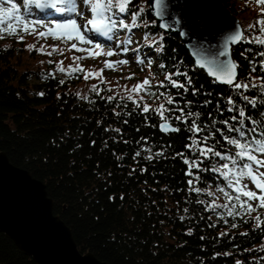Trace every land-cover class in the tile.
I'll list each match as a JSON object with an SVG mask.
<instances>
[{
    "label": "trees",
    "instance_id": "trees-1",
    "mask_svg": "<svg viewBox=\"0 0 264 264\" xmlns=\"http://www.w3.org/2000/svg\"><path fill=\"white\" fill-rule=\"evenodd\" d=\"M220 1L239 18L244 29L259 17L262 9L256 0ZM139 7L146 8L141 21L154 20L147 0H132L126 22L131 20V10ZM86 18H90V13ZM121 31L127 34V30ZM133 31L141 33L140 49L155 55L152 85L164 81L166 87L158 91L170 92L179 107H184L185 100L193 101L186 110L201 113V126L207 123L208 130L220 128L226 132V126L219 121L236 114L227 111L231 107L227 103L229 96L236 99L237 105L246 107V113L256 115L259 106L253 109L230 86L214 82L195 67L177 34L165 33L157 23ZM160 36L164 47L157 52L159 45H152V40L159 41ZM48 37L37 38L49 40L50 45L58 41ZM4 39L9 42L0 39V151L14 166L27 170L46 185L54 213L70 228L81 252H91L107 264H236L238 260L251 264L264 257V226L255 228L251 217H226V224L196 203L198 199L209 202L213 197L188 190L187 166L176 156L181 152L189 158L196 155L185 147L193 135L186 125L173 122L181 130L164 132L157 114H144L125 96L113 95L115 99L108 101L105 98L112 95L107 91L82 95L77 88L78 82L84 80L83 72L69 75L58 69V65L73 63L60 61L64 50L40 48L39 43L24 44L13 37ZM45 44L46 41L42 46ZM28 45L35 47L30 49ZM249 48L251 52L246 51ZM260 51H264V46L247 42L232 48V57L239 65V81L246 83L250 77L264 76L259 64L264 58L254 56ZM24 54L33 60L32 65L21 59ZM249 61L256 64L255 71ZM160 64L165 68L161 69ZM178 67L191 76L194 86L200 89L198 95L193 96L191 88L186 93L171 88L165 81V75ZM174 78L184 82L182 76ZM61 80L65 83L61 84ZM244 94L259 95V90ZM147 100L153 108L164 102L148 96ZM205 100L211 103L204 106ZM213 119L217 121L215 125L211 124ZM142 137L147 138L144 147L153 153L163 150L165 155L148 160L145 157L149 153L143 151L134 159L143 145ZM216 140L224 146L218 145V151L231 148L218 132L208 143ZM217 160L210 157L202 167L210 168ZM200 177L196 187L215 191L217 184L223 186L222 178L211 171L201 172ZM217 202H223L222 196ZM258 211L264 213V209ZM233 223L236 228L231 227ZM212 224L216 226L210 227ZM0 264L38 263L0 231Z\"/></svg>",
    "mask_w": 264,
    "mask_h": 264
},
{
    "label": "snow or ice",
    "instance_id": "snow-or-ice-1",
    "mask_svg": "<svg viewBox=\"0 0 264 264\" xmlns=\"http://www.w3.org/2000/svg\"><path fill=\"white\" fill-rule=\"evenodd\" d=\"M77 3L78 0H23V4L18 5L13 0H0V38L18 36V40L23 41L24 34H32L37 37L51 36L54 39H60L65 42L72 41L70 50L75 49L78 52L87 54L84 57H73L74 61L100 55L109 58L115 55L126 56L129 52H132L136 56L137 64L143 65L145 59H147V66L151 68L153 61L141 55L140 47H131L133 29L141 26L147 28L149 23H156L155 19L151 22L141 21L142 14L146 11L145 7L132 9L131 20L126 22L132 0H82L85 11L90 13V18H86L85 23L80 25L78 19L85 16V11H80ZM256 3L264 5V0H256ZM31 6L45 12L46 15L59 14L60 18L52 19L50 23H47L44 19L35 16ZM150 9L154 10L155 17L161 20V23H159L161 29H172L173 25L179 26L182 22L183 17L177 18L176 13H172V18L167 19L169 16V4L166 0H151ZM121 30H127V39L118 38ZM251 32L256 34L252 36L246 35V33ZM180 34L182 36L187 35L184 31H181ZM162 40L163 36H160L159 41L152 40V45H159L156 48L157 52L163 50ZM243 42L264 46V8L261 9L259 17L253 23H250L247 29L242 28L238 23L234 25L231 33L225 38L223 43L211 53L212 58L210 60L207 56L200 55L199 52L195 53L196 66L206 68L208 74L214 78V82L229 85L253 109H257L259 106V110L253 116L250 113H246V107L237 105L236 99L229 96L227 103L231 107L227 111L235 112L236 114L229 119L219 121L220 124L226 126V132L220 128L208 130L207 123L201 126L199 123L201 113L186 110L190 108L193 101L185 100L184 107H179V102L170 92H159L158 89L166 87L164 81H160L154 86L151 80L146 77L130 89H126V98L144 114L150 111L157 114L161 121L159 124L161 131L179 132L181 129L174 126L173 123L179 122L186 125V130L193 134L189 136L190 143L186 144L185 147L190 149L192 153H196V155L189 158L185 153L181 152L176 153V156L182 158L183 163L187 166L185 174L190 177L187 181L188 190L213 197L209 202L198 199L196 203L204 205L205 211L214 212L218 219L223 220L226 224L228 223L226 217H251L254 221V227L260 229L264 226V213L258 211V209H264V171L261 170L264 169V76L250 77L246 83L237 79L239 65L231 58L230 45ZM105 43L109 45L115 43L116 48L109 46L105 49ZM28 47L33 49L35 46L28 45ZM246 51L251 52L252 49L249 48ZM48 54L51 55V53ZM254 56L264 58V51L254 53ZM128 63L127 59L105 60L104 68L113 69L116 65H126ZM249 63L251 70L255 71L256 64L253 61H249ZM259 64L260 70L264 72V59H261ZM159 67L164 69L165 65L160 64ZM58 69L61 72L65 71L59 65ZM102 71L103 69H101ZM79 72H84L81 66H69V75ZM91 75L93 74L85 72L84 78L87 80ZM95 75L99 76L100 73H95ZM181 76L184 77V82L174 78ZM128 79H132V76H129ZM165 81L168 82L171 88L183 89L185 93L191 88L193 96L198 95L200 92V89L194 86L191 76L179 67L167 73ZM60 83L63 84L65 81L61 80ZM153 88H156L157 91H152ZM253 89H258L259 95L249 96L244 94ZM91 90L97 95L100 94L97 85H93ZM209 95L211 94L209 93ZM145 96L153 97L156 100L162 99L164 102L153 108L145 102ZM105 99L112 101L115 97L109 96ZM181 99H183V94H181ZM210 103V100H205L204 106ZM166 104L173 105V107H166ZM217 110H220L219 102H217ZM166 113L169 115H165ZM174 113H179V115H174ZM116 114L119 115V113ZM208 115L211 117L212 113ZM216 123L215 119L211 120L212 125ZM115 131L119 132L120 129ZM217 132L220 133L227 145L231 146L230 149L223 152L218 151V145L224 147L220 145L219 140H216L213 144L208 143ZM200 133H204V135L198 138ZM141 139L143 145L140 151L135 153L134 159L139 157L143 151L149 153L145 157L148 160L165 155L163 150L153 153L151 148L144 147L147 144V138L142 137ZM210 157L218 158L217 162L212 163L210 168L202 167L205 160ZM204 171L218 174L223 180V186L217 184L215 191L196 187V183L201 179L200 173ZM245 180L250 181L254 185L255 190L250 189L249 185L244 183ZM221 196L223 202L218 203L217 201ZM110 199L113 198L110 197ZM254 201L256 202L255 205L253 204ZM218 209L222 211H217ZM187 211L188 209H184V212ZM181 219H184V217H181ZM215 226L214 224L210 225V227ZM231 227L236 228L237 224L233 223ZM220 235L224 236L227 233H220ZM241 235H247V233H241ZM260 261H264V257L256 258L251 264H259ZM236 264H244V262L238 260Z\"/></svg>",
    "mask_w": 264,
    "mask_h": 264
},
{
    "label": "water",
    "instance_id": "water-1",
    "mask_svg": "<svg viewBox=\"0 0 264 264\" xmlns=\"http://www.w3.org/2000/svg\"><path fill=\"white\" fill-rule=\"evenodd\" d=\"M203 1L207 2V0ZM213 1L234 19L233 25L222 19V15L218 14L219 11L214 10L207 2L208 7L223 21L229 23L232 28L237 23L241 26L239 19L220 0ZM166 2L169 4L167 19L172 18V13H176L177 18L183 17L179 26L173 25V28L168 30L161 29L159 27L161 20L155 17L154 10L150 9L151 0H148L151 16L165 33H175L180 37L195 67L203 70L210 79L214 80L206 68L196 66L195 53L199 52L200 55H205L210 60L211 53L218 48V43L215 44L217 47L212 48L214 41L207 44L200 38L202 35L200 25L197 29L192 25V28L188 26L186 12L180 9L183 0H166ZM181 31L186 32L187 35L182 36ZM235 45H230L233 61L232 48ZM218 84L229 86L223 83ZM53 208L54 202L48 196L46 185L34 178L27 170L14 166L5 152L0 151V231L12 239L20 250L32 257L38 264H107L91 252L83 253L79 250L70 228L54 213Z\"/></svg>",
    "mask_w": 264,
    "mask_h": 264
},
{
    "label": "rangeland",
    "instance_id": "rangeland-1",
    "mask_svg": "<svg viewBox=\"0 0 264 264\" xmlns=\"http://www.w3.org/2000/svg\"><path fill=\"white\" fill-rule=\"evenodd\" d=\"M13 2L17 4H21L20 0H13ZM207 2L212 6L214 10L219 11L218 14H221L223 19L227 20L230 24H232V21H234V19L231 18L227 14V12H225V10L221 9L215 1L207 0ZM251 5L255 7L253 3H251ZM31 7H32V11L35 14V16L39 17L40 19H44L45 22L47 23H50L52 19L60 18V16H56V15H51V14L46 15L45 13L40 14L41 12H39L38 9H36L34 6H31ZM77 7L80 11H85L82 0H78ZM258 7L264 8V5H258ZM87 14L88 12L85 11V16ZM83 20H84V17L79 18L78 23L80 25H83L84 24ZM24 35H25L23 39L24 44H28V42L34 45L39 43V46H41L40 48H47L49 50L55 49L56 52L57 51L62 52V50H64L60 58L61 62L66 63V62L73 61L71 67L81 66L84 69V72L81 74L84 75L85 72L93 74L89 76L87 80L84 78L83 81L78 82L77 89H78V92L82 95H87L88 93L93 92L91 90L92 86L97 85L100 93L107 91V92H110V95L112 96L122 95L126 97V89H130L133 85L137 84L138 82L143 81V79L146 77H148L151 80L155 78L156 76L155 71L153 70L155 61H156L155 55L151 53L148 49H140V50H141L142 56H146L148 59H151L153 61L151 68L147 66V59H145V62L143 65L137 64L136 56L132 52H129L126 56L115 55L109 58V57L100 55V56H92V57L74 61L73 57H84L87 54L83 52H78L75 49L70 50V45L72 41H68L69 42L68 43L60 39H52L48 37L49 39H52L53 41L58 40L56 43L53 42L50 45L48 44V42H50L49 40L37 38L33 36L32 34L31 35L24 34ZM12 37L14 39L18 38V36H4V38H12ZM4 38H0V39L3 41L6 40V42H9L8 39H4ZM120 38L124 39V37H121V36ZM132 40H133V43L131 44V47L137 48L141 41V33L136 31V35H132ZM44 41H46L47 44L42 46V43ZM109 46L114 49L116 48L115 43L111 45L106 44V43L104 44L105 49H107ZM21 59L26 61V64H29V65L33 64L32 63L33 60L27 57L25 54L21 56ZM120 59H127L129 63L126 65H116L113 69L104 68L105 60L117 61ZM59 67H63L65 71H68L69 69V66L65 64L60 65ZM101 69H103L102 72H101ZM98 72L100 73V75L99 76L95 75V73H98ZM53 73H57V72L53 70ZM129 76H132V79H128ZM145 102L149 104V101L147 100V96H145ZM261 170L264 171V169H261ZM244 183H247L250 189L255 190L254 185L250 181L245 180ZM255 203L256 202L254 201L253 204L255 205Z\"/></svg>",
    "mask_w": 264,
    "mask_h": 264
},
{
    "label": "bare ground",
    "instance_id": "bare-ground-1",
    "mask_svg": "<svg viewBox=\"0 0 264 264\" xmlns=\"http://www.w3.org/2000/svg\"><path fill=\"white\" fill-rule=\"evenodd\" d=\"M180 9L181 11L186 12L189 27H191V25L195 29H197L199 25L202 27V35L200 38L204 40V42L207 44H210L212 41L215 42L214 47L212 48H215L216 42L219 47L233 29L229 23L225 22V20L223 21V18L221 19L219 15L208 7L206 1L183 0ZM47 11L50 12L51 10Z\"/></svg>",
    "mask_w": 264,
    "mask_h": 264
}]
</instances>
